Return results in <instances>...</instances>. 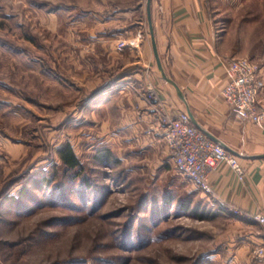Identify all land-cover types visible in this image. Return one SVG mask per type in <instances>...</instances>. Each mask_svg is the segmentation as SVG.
I'll list each match as a JSON object with an SVG mask.
<instances>
[{
    "label": "rangeland",
    "instance_id": "1",
    "mask_svg": "<svg viewBox=\"0 0 264 264\" xmlns=\"http://www.w3.org/2000/svg\"><path fill=\"white\" fill-rule=\"evenodd\" d=\"M207 1L224 54L263 66L264 0ZM146 4L0 0V264H253L255 245L240 258L215 204L115 122L116 81L153 62Z\"/></svg>",
    "mask_w": 264,
    "mask_h": 264
},
{
    "label": "crops",
    "instance_id": "2",
    "mask_svg": "<svg viewBox=\"0 0 264 264\" xmlns=\"http://www.w3.org/2000/svg\"><path fill=\"white\" fill-rule=\"evenodd\" d=\"M210 11L207 0H151L157 54L165 77L174 85L158 71L150 39L148 48L153 57L150 68L143 75L118 79L115 86L118 98L111 106L122 115L115 122L129 145L138 144L145 152L153 154L159 168L173 171L163 140L147 133L156 122L155 115L137 94L147 83L158 91L166 112L187 113L197 128L211 139L220 141L238 158L245 170L242 182L227 165L219 166L210 182L220 200L247 216L228 214L216 202H211L218 209L217 213L237 229L242 247L237 253L245 259L252 246L264 244V226L248 217L264 214V119L259 124L238 123L232 109L223 101L221 92L226 78L222 63L228 56L222 51L220 35ZM260 75L264 81V65H260ZM128 81L135 86L129 87ZM260 103L264 104V89Z\"/></svg>",
    "mask_w": 264,
    "mask_h": 264
},
{
    "label": "built area",
    "instance_id": "3",
    "mask_svg": "<svg viewBox=\"0 0 264 264\" xmlns=\"http://www.w3.org/2000/svg\"><path fill=\"white\" fill-rule=\"evenodd\" d=\"M222 64L226 85L221 97L232 109L234 119L238 123H261L264 119V104L260 103V95L264 89V81L260 75V65L245 57L226 58ZM137 94L153 109L156 122L149 127L147 133L163 140L173 172L195 185L224 212L234 216H247L220 200L210 182L211 175L221 165H227L236 179L242 182L245 170L238 158L220 141L211 139L197 128L187 113L174 115L166 112L160 95L152 84H145ZM248 217L264 226V214L256 213ZM250 260L253 264H264V244L252 248Z\"/></svg>",
    "mask_w": 264,
    "mask_h": 264
},
{
    "label": "trees",
    "instance_id": "4",
    "mask_svg": "<svg viewBox=\"0 0 264 264\" xmlns=\"http://www.w3.org/2000/svg\"><path fill=\"white\" fill-rule=\"evenodd\" d=\"M58 158L61 162V165L65 168V170H74L81 166V163L78 159V157L75 155L72 147L69 144H65L62 146L58 151ZM109 158V152H107V155H105L103 159V163H106L107 159ZM72 179V178H71ZM37 185H40L41 187L45 185H48V182L42 179L41 181L34 182ZM84 184V185H83ZM89 186H87L86 183H82L79 194L82 200L85 199V193L87 192V189Z\"/></svg>",
    "mask_w": 264,
    "mask_h": 264
},
{
    "label": "water",
    "instance_id": "5",
    "mask_svg": "<svg viewBox=\"0 0 264 264\" xmlns=\"http://www.w3.org/2000/svg\"><path fill=\"white\" fill-rule=\"evenodd\" d=\"M146 12H147V22H148V26H149V32H150V37H151V45H152V51H153V55L157 64V68L158 71L160 72V74L164 77V79L171 85H174L173 82L168 79L167 77H165L163 69L161 67V63L157 54V50H156V45H155V41H154V35H153V29H152V23H151V0H147V4H146Z\"/></svg>",
    "mask_w": 264,
    "mask_h": 264
}]
</instances>
